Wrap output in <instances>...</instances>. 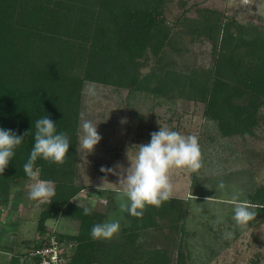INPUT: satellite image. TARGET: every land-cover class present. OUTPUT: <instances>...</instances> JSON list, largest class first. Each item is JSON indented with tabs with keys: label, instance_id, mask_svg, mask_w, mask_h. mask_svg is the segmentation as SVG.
I'll return each instance as SVG.
<instances>
[{
	"label": "trees",
	"instance_id": "obj_1",
	"mask_svg": "<svg viewBox=\"0 0 264 264\" xmlns=\"http://www.w3.org/2000/svg\"><path fill=\"white\" fill-rule=\"evenodd\" d=\"M162 2L0 0V127L21 136L28 133L13 161L0 173V201L5 208L13 207L12 191L22 196L13 186L33 180L23 165L34 144L36 120L49 115L57 131L68 134L71 147L62 164L36 161L39 180L54 181L55 194L39 214L40 239L33 248L51 246L55 238L60 247H67L61 264H189L183 240L187 201L171 198L160 207L147 206L142 217L130 216L132 226L121 232L123 242L93 240L92 226L107 217L92 209L86 215L84 210L90 208L77 203L84 190L77 183L84 84L136 86L142 82L138 70L148 51L159 62L164 60L173 37L158 18ZM234 26L240 31L233 33ZM241 28L236 20L223 22L218 13L208 11L203 19L187 22L186 30L188 34L209 30L210 39L221 42L214 70L198 74L173 60L162 66V76L145 77L146 82L157 83L152 89L156 97L204 104L225 137L251 133L259 123L256 115L264 110V37L256 33L247 37ZM172 53L182 58L177 51ZM254 196L255 218L264 224V186ZM67 218L78 222L76 235L47 227L50 220ZM159 232H164L166 241H173L168 243L170 249L141 244ZM10 248L5 251L12 254L8 264L40 263L34 251Z\"/></svg>",
	"mask_w": 264,
	"mask_h": 264
},
{
	"label": "rangeland",
	"instance_id": "obj_2",
	"mask_svg": "<svg viewBox=\"0 0 264 264\" xmlns=\"http://www.w3.org/2000/svg\"><path fill=\"white\" fill-rule=\"evenodd\" d=\"M225 1L163 0L158 18L165 21L163 26L170 29L173 37L172 44L165 49L164 60L159 62L148 51V59H143L138 70L142 82L136 86L84 84L80 123L83 117L99 124L102 140L88 156L79 150L77 183L84 190L77 203L106 216L103 221H119L121 231L109 242H123L125 238H121V232L131 228L132 222L126 210L128 201L122 195L119 176L104 173L101 168L128 167L129 148L148 143L151 133L158 131L161 125L182 135H196L201 149L199 170L192 173L187 169L174 168L169 173L173 185L171 198L185 200L189 205L186 232L183 234L186 253L190 254L189 264H264V224L253 218L247 225L239 226L232 219L233 196L238 195L241 201L254 208L252 199L256 191L264 186V110L256 115L259 123L251 133L225 137L218 122L206 113L204 104L188 99L164 100L156 97L152 89L157 83L145 80L152 73L162 76L160 69L168 62L176 61L183 68L186 66L198 74L214 70L221 42L214 43L209 30L198 34H188L186 30L187 22L203 19L208 11L218 13L223 22L236 20L247 37L255 33L264 37L260 6L249 12L231 4L233 0ZM237 28L232 27V32H239ZM173 50L182 58L172 53ZM239 103L244 104L242 101ZM122 118H126V124H121ZM134 151L130 150V157ZM116 171L119 173V168ZM38 177L13 186L14 191L17 188L23 193L22 196L13 195L12 191L10 200L13 207L5 208L4 201H0V245L11 246L17 252L35 251L33 246L40 239L37 231L39 214L50 200L29 198L31 186L39 181ZM221 182L225 188L218 190ZM47 227L64 235H76L79 230L78 222L68 218L50 221ZM4 229L8 230L7 234ZM226 232L232 233L231 238H225ZM140 242L167 250L171 247L168 243L173 241H166L164 232H159ZM61 248L64 253L67 252L65 245ZM7 258L3 256L0 264H8Z\"/></svg>",
	"mask_w": 264,
	"mask_h": 264
},
{
	"label": "clouds",
	"instance_id": "obj_3",
	"mask_svg": "<svg viewBox=\"0 0 264 264\" xmlns=\"http://www.w3.org/2000/svg\"><path fill=\"white\" fill-rule=\"evenodd\" d=\"M122 118L121 124H126ZM56 123L49 115H43L35 122L34 144L23 170L27 177L35 179L39 173L36 161L43 159L50 164H62L71 147L69 136L58 132ZM98 125L92 120L82 117L78 128V148L86 156L95 151L102 136ZM28 134V133H27ZM26 134V135H27ZM25 136L18 135L11 129L0 127V173L13 161L16 150L23 144ZM130 150H135L129 156ZM129 166L117 165L116 168L102 167L101 171L119 176L122 195L127 198L126 210L133 217H142L147 206L160 207L172 197L173 185L170 180V170L187 169L195 173L201 168V149L196 135H182L160 125L159 130L151 133L150 141L146 144L133 145L127 151ZM54 181L39 180L31 186L29 198L32 200H47L54 196ZM225 188L221 182L218 190ZM211 199V198H210ZM234 207L232 219L239 226L247 225L257 213L239 196H233ZM86 215L91 209L84 210ZM121 231L119 221L108 219L94 224L90 230L93 240L110 241ZM225 238H231L232 233L226 232Z\"/></svg>",
	"mask_w": 264,
	"mask_h": 264
},
{
	"label": "built area",
	"instance_id": "obj_4",
	"mask_svg": "<svg viewBox=\"0 0 264 264\" xmlns=\"http://www.w3.org/2000/svg\"><path fill=\"white\" fill-rule=\"evenodd\" d=\"M62 249V251L60 250ZM64 254L63 248L55 238H52L51 246L46 248L35 250L33 256H40L39 264H61V255Z\"/></svg>",
	"mask_w": 264,
	"mask_h": 264
},
{
	"label": "crops",
	"instance_id": "obj_5",
	"mask_svg": "<svg viewBox=\"0 0 264 264\" xmlns=\"http://www.w3.org/2000/svg\"><path fill=\"white\" fill-rule=\"evenodd\" d=\"M223 1H225V0H223ZM231 4H234V6H237V8H239L241 10H246L249 12L251 10H257V8L260 6L261 7V14H262L260 16H262L264 18V0H233V2ZM231 6H233V5H231ZM50 221H53V220H50ZM50 221H48V222H50ZM2 231H3V229H2ZM4 232H5V234H7L8 230L4 229ZM7 248H8L7 246L0 245V261L2 260L3 256H8L6 262H9V260L11 259L12 254L5 252L8 250ZM10 249H12L14 252H17L16 249H13V248H10Z\"/></svg>",
	"mask_w": 264,
	"mask_h": 264
}]
</instances>
